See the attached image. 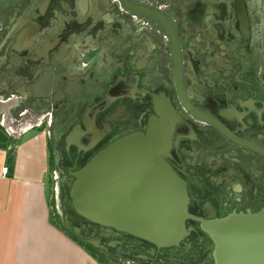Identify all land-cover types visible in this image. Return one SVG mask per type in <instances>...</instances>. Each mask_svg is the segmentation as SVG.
Instances as JSON below:
<instances>
[{
	"label": "flooded vegetation",
	"instance_id": "flooded-vegetation-1",
	"mask_svg": "<svg viewBox=\"0 0 264 264\" xmlns=\"http://www.w3.org/2000/svg\"><path fill=\"white\" fill-rule=\"evenodd\" d=\"M129 1L173 33L121 0H0V100L16 123L46 122L66 225L82 244L117 263L214 264L200 222L159 248L75 216L70 191L100 152L156 127L190 215L264 211V0Z\"/></svg>",
	"mask_w": 264,
	"mask_h": 264
},
{
	"label": "water",
	"instance_id": "water-1",
	"mask_svg": "<svg viewBox=\"0 0 264 264\" xmlns=\"http://www.w3.org/2000/svg\"><path fill=\"white\" fill-rule=\"evenodd\" d=\"M121 1L133 12L159 19L173 33L162 14ZM167 144L154 127L147 137L130 135L96 155L74 174L70 196L75 216L159 248L179 246L189 235L187 221L194 219L214 244V264H264V211L212 221L190 215L186 183L165 160Z\"/></svg>",
	"mask_w": 264,
	"mask_h": 264
},
{
	"label": "crops",
	"instance_id": "crops-1",
	"mask_svg": "<svg viewBox=\"0 0 264 264\" xmlns=\"http://www.w3.org/2000/svg\"><path fill=\"white\" fill-rule=\"evenodd\" d=\"M8 113L0 118V264H100L53 225L48 128Z\"/></svg>",
	"mask_w": 264,
	"mask_h": 264
},
{
	"label": "rangeland",
	"instance_id": "rangeland-1",
	"mask_svg": "<svg viewBox=\"0 0 264 264\" xmlns=\"http://www.w3.org/2000/svg\"><path fill=\"white\" fill-rule=\"evenodd\" d=\"M6 110V109H5ZM9 111L6 110L4 111V115L7 114L5 112ZM10 112V111H9ZM31 122L33 120H30ZM22 122V121H20ZM26 122V121H25ZM29 123V122H28ZM22 124V123H21ZM20 126V124L18 125ZM46 122L44 121V124L42 125V127H46ZM31 136L33 135L30 134ZM53 155V151L51 149V156ZM54 168V165H53ZM54 170V169H53ZM53 170L50 174V186H51V190L49 193V197L51 196V217H52V222L53 225L60 228L67 236L70 240L74 241L75 243L80 244L81 246H84V248H86V250L91 254L94 255L93 257L97 260H101L103 263L102 264H139V263H130L128 261H122V262H114L111 259H108L107 257H105L104 255L94 251L91 247H88L87 245L82 244V241L80 239H78L74 233H72L66 225V221H65V215L63 212V208H62V199H61V186L59 185V183L57 182V180L55 179V175L53 173ZM78 241V242H77Z\"/></svg>",
	"mask_w": 264,
	"mask_h": 264
},
{
	"label": "trees",
	"instance_id": "trees-1",
	"mask_svg": "<svg viewBox=\"0 0 264 264\" xmlns=\"http://www.w3.org/2000/svg\"><path fill=\"white\" fill-rule=\"evenodd\" d=\"M78 242V241H77ZM94 256V255H93ZM100 264H102L103 262L101 260H99Z\"/></svg>",
	"mask_w": 264,
	"mask_h": 264
}]
</instances>
